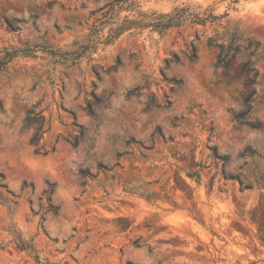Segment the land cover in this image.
Masks as SVG:
<instances>
[{
  "label": "clouds",
  "instance_id": "1",
  "mask_svg": "<svg viewBox=\"0 0 264 264\" xmlns=\"http://www.w3.org/2000/svg\"><path fill=\"white\" fill-rule=\"evenodd\" d=\"M0 264H264V0H0Z\"/></svg>",
  "mask_w": 264,
  "mask_h": 264
}]
</instances>
